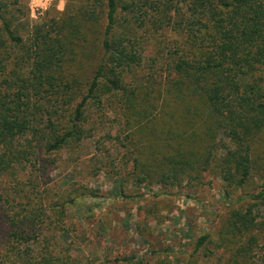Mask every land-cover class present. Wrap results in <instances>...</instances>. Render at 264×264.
Returning a JSON list of instances; mask_svg holds the SVG:
<instances>
[{
	"label": "trees",
	"instance_id": "16d2710c",
	"mask_svg": "<svg viewBox=\"0 0 264 264\" xmlns=\"http://www.w3.org/2000/svg\"><path fill=\"white\" fill-rule=\"evenodd\" d=\"M73 3L65 19L30 24L19 0H0V264H80L60 240L80 195L53 192L46 173L109 113L127 133L133 169L165 184L210 172L243 187L264 137V0ZM150 149H160L154 164ZM243 199L217 240L226 264H246L259 241L230 246L257 228L264 185Z\"/></svg>",
	"mask_w": 264,
	"mask_h": 264
},
{
	"label": "rangeland",
	"instance_id": "374dc122",
	"mask_svg": "<svg viewBox=\"0 0 264 264\" xmlns=\"http://www.w3.org/2000/svg\"><path fill=\"white\" fill-rule=\"evenodd\" d=\"M74 1L19 0V4L29 16V23L36 24L50 17L65 19L70 13L67 7ZM24 14L22 22L27 19ZM157 121L160 130L163 123L160 118ZM96 128L77 152L56 154V162L46 173L53 192L68 190L74 196L80 195L67 210L69 232L60 235L61 241L71 244L75 260L80 264H127L125 259L139 257L151 264L161 260L186 264L190 259L191 264H226L229 253L217 246V240L231 210L246 209L243 197L263 189L264 137L254 145L249 180L243 187L230 188L218 174L210 172L203 179L183 175L179 183L173 184L159 182L155 173L139 175L140 171L127 161L122 145L127 142V133L115 115L109 113L99 119ZM159 150H151V164L158 161ZM253 214L257 228L244 235H232L234 243L230 246L236 250L256 235L259 241L246 264H264V199L255 203ZM203 235L210 238L190 257Z\"/></svg>",
	"mask_w": 264,
	"mask_h": 264
}]
</instances>
